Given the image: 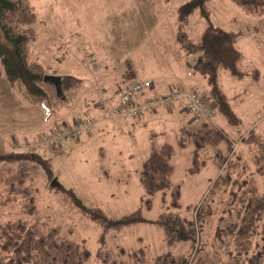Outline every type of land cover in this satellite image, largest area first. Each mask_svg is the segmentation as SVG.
<instances>
[{
    "label": "rangeland",
    "instance_id": "374dc122",
    "mask_svg": "<svg viewBox=\"0 0 264 264\" xmlns=\"http://www.w3.org/2000/svg\"><path fill=\"white\" fill-rule=\"evenodd\" d=\"M185 1L30 0L37 13V40L30 46L31 59L41 62L48 74H74L82 78V84L68 93L71 97L68 104L52 108L23 99L5 73H0V152L22 149L21 142L26 138L32 143H28L29 149L34 150V142L44 144L58 128L69 127L73 122L83 121V116L92 115L95 121L99 119L93 122V128L77 139L64 141L62 147L57 146L59 151L38 147L52 162L54 183L73 188L86 204L101 207L112 218L141 207L147 219H155L170 206L173 187L156 193L148 208L141 179L142 164L152 150L169 142L174 147L171 181L180 184V206L172 209L191 217L194 211L189 206L198 207L205 199L210 201L213 217L206 226L204 241L210 242L205 245L215 253L224 247L215 236L218 224L225 226L221 215L226 214L222 203L225 194H210L220 172L214 162L215 150L211 145L205 146L200 153V160L205 164L191 173L194 146L192 143L184 148L178 145L180 127L195 129L203 120L194 119L185 111L184 102L183 105L174 103L171 110L160 105L150 110L155 112L153 115L135 118L120 115L115 121L111 110L119 102L109 103L103 97L102 103L99 95H94L96 91L92 92L96 86L100 93L106 91V86L115 90L124 84L122 75L132 69L141 78L159 80L152 82L162 90V80L172 85L182 82V87L196 89L214 107L208 97L206 76L193 72L179 53L178 8ZM208 7L215 24L243 31L238 46L246 55L245 67L256 66L262 74L259 80L250 76L235 79L222 70L223 88L241 122L230 124L216 108L210 116V121L235 142L234 149L243 151L247 158L241 137L252 127L264 128V121L259 123L264 118V13L248 12L231 0H209ZM206 24L207 18L197 10L183 28L197 41ZM90 61H93L91 65ZM238 92L242 93V98L235 97ZM156 94L161 92L157 90ZM92 104L98 109L92 111ZM18 140L20 144L15 145ZM51 147L56 146L52 144ZM219 148L228 153L226 142H221ZM247 163L248 171L243 172L240 179H245L254 169L249 159ZM233 176L238 175L234 173ZM33 188L43 215L59 224L63 235L89 249L91 256L85 264H104L97 257L101 226L66 202L43 173L34 180ZM234 191L236 197L241 195L238 188ZM7 218L0 215V220ZM188 246L187 242L169 244L163 228L147 221L110 231L104 249L120 262H128L130 254L140 248H145L152 260L159 253H180ZM221 252L214 264L225 263L226 252Z\"/></svg>",
    "mask_w": 264,
    "mask_h": 264
},
{
    "label": "trees",
    "instance_id": "16d2710c",
    "mask_svg": "<svg viewBox=\"0 0 264 264\" xmlns=\"http://www.w3.org/2000/svg\"><path fill=\"white\" fill-rule=\"evenodd\" d=\"M208 1L187 0L179 6L180 29L177 34L181 46L179 53L185 57V62L193 72L206 76L209 85L208 97L213 108H216L230 124L236 125L241 122V117L233 109L223 88L222 70L228 71L235 79L250 76L259 80L262 74L256 66L245 67L246 55L238 46L243 31L226 29L215 24L211 19ZM231 1L248 12L264 13V0ZM197 10L207 18V24L200 38L195 41L190 38L183 26ZM36 21L37 13L30 0H0V73H5L9 82L26 101L55 108L68 104L71 98L68 93L82 84V78L70 73L60 75L62 77L60 90L45 80V75L48 74L46 67L30 57V46L37 40ZM92 62L90 61L89 65ZM121 78L124 86L120 85L113 90L105 85L104 93H100L96 86L92 92L96 91L94 95H99L101 101L104 97L109 103L115 100L120 105V97L124 90L130 89L136 82L150 80L147 77L141 78L132 69ZM181 85L184 84H170L165 91L154 85L152 91L135 94V98L167 95L171 86ZM157 90L161 94H156ZM235 97L242 98V93H236ZM184 102L181 97L173 101L171 107L166 108L171 110L174 103L183 105ZM87 117L96 122L92 115L82 118ZM116 118L121 117H114ZM202 120L195 129L180 127L178 145L184 148L192 143L194 146L191 173L197 172L205 164L200 160L201 150L205 146L211 145L215 150L214 162L220 172L210 189V194H225L222 203L223 212L226 214L221 215V219H225V226L219 223L215 236L221 247L224 246L223 249L212 253L205 245L210 243L204 240L206 226L213 217V208L209 200L205 199L198 207L189 206L194 211L191 217L182 216L174 210L180 206V184L171 181L174 170L172 163L174 147L171 143L164 142L152 150L144 160L141 171V179L147 193L146 206L151 207L152 197L156 193L173 187L170 206H166L155 219H147L141 207L112 218L101 207L86 204L73 188L54 183L55 171L52 162L38 150V147L47 146L59 151L57 146L51 147L53 143L50 139L47 138L44 144L34 142L35 149L31 150L28 146L31 142H27L29 139L26 138L20 141L22 149L0 152V215L8 216L7 219L0 220V264H85L91 256L88 248L76 239L63 235L60 225L46 218L38 208L33 182L42 173L46 175L51 187L62 193L66 202L78 209L84 217L101 226L97 257L104 264H214L223 253L221 251L226 252L224 264H264V128L252 127L241 137L240 143L248 153L246 158L243 151L234 149L235 142L223 129L210 119ZM262 121L264 118L259 123ZM72 139L77 138L64 139L59 147H62L64 141ZM223 141L228 147L226 154L219 148ZM20 142L18 140L15 145ZM248 159L254 169L245 179H240L241 174L248 171ZM234 173L238 176H233ZM234 188L240 190V196L236 197ZM147 221L163 228L169 244L187 242L188 248L180 253L162 252L152 260L148 257L147 250L140 248L130 254L128 262H120L110 251L104 249L106 236L110 231Z\"/></svg>",
    "mask_w": 264,
    "mask_h": 264
},
{
    "label": "built area",
    "instance_id": "2783aa9c",
    "mask_svg": "<svg viewBox=\"0 0 264 264\" xmlns=\"http://www.w3.org/2000/svg\"><path fill=\"white\" fill-rule=\"evenodd\" d=\"M153 87L154 84L151 80L139 81L133 84L130 89L125 90L121 94V103L113 108L111 111L112 115L115 117L120 115L136 117L145 111L157 109L159 105L169 108L173 101L181 97L186 99L185 110L191 113L195 119H206L211 115V105L196 90H186L182 86H171L167 95L155 97L146 95L145 99L135 98V94L152 91ZM72 125H69V127L64 125L58 128L56 133L50 138V141L55 146H59L64 139L78 138L81 133L91 130L93 121L87 117L83 121L74 122Z\"/></svg>",
    "mask_w": 264,
    "mask_h": 264
},
{
    "label": "water",
    "instance_id": "95a60500",
    "mask_svg": "<svg viewBox=\"0 0 264 264\" xmlns=\"http://www.w3.org/2000/svg\"><path fill=\"white\" fill-rule=\"evenodd\" d=\"M61 79L62 77L60 75H54V74H47L45 75V80L51 84L56 85L57 89H61Z\"/></svg>",
    "mask_w": 264,
    "mask_h": 264
},
{
    "label": "crops",
    "instance_id": "0c3cea01",
    "mask_svg": "<svg viewBox=\"0 0 264 264\" xmlns=\"http://www.w3.org/2000/svg\"><path fill=\"white\" fill-rule=\"evenodd\" d=\"M94 71H98V70H94ZM94 71H93V73H95ZM102 72H103V71H102ZM147 78H150V77H147ZM151 79H152V78H151ZM152 81H153V79H152ZM154 81L158 82L159 80H154ZM154 81H153V82H154ZM160 81H161V80H160ZM161 82H163V87H164L163 90L165 91L166 87L169 86L170 83H166V82H164L163 80H162ZM178 83H182V82H178ZM182 84H183V83H182ZM166 85H167V86H166ZM185 85H186V84H185ZM157 86H158V85H157ZM186 86L192 87V85H186ZM158 88H160V87H158ZM161 90H162V88H161ZM92 105H93V107H92V111L98 109V107L94 106V104H92ZM153 114H155V112H153V113H151V112H147V113H145L144 115L147 116V115H153ZM142 116H143V115H142ZM98 120H99V119H97V121H98ZM114 120L116 121V120H119V119L116 118V119H114ZM97 121H96V122H97Z\"/></svg>",
    "mask_w": 264,
    "mask_h": 264
}]
</instances>
